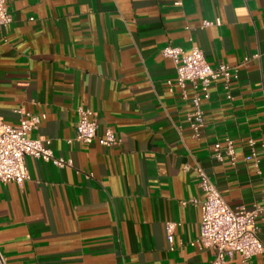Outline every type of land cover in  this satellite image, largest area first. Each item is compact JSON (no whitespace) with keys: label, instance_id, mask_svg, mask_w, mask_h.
Segmentation results:
<instances>
[{"label":"crops","instance_id":"0c3cea01","mask_svg":"<svg viewBox=\"0 0 264 264\" xmlns=\"http://www.w3.org/2000/svg\"><path fill=\"white\" fill-rule=\"evenodd\" d=\"M0 27V117L40 115L29 136L49 140L71 166L26 156L29 179L0 180V250L7 264H210L194 243L203 166L233 208L259 201L264 172L246 155L264 149V0H7ZM220 25L204 27L206 19ZM168 44L199 46L213 67L234 68L203 99V134L175 82ZM245 59H248L245 61ZM172 80V90L168 83ZM80 108L117 142L75 139ZM234 142L235 161L214 145ZM255 145L251 147L249 141ZM264 170V156H260ZM173 223L172 242L168 224ZM264 242V224L258 222ZM264 264V252L243 262Z\"/></svg>","mask_w":264,"mask_h":264},{"label":"built area","instance_id":"2783aa9c","mask_svg":"<svg viewBox=\"0 0 264 264\" xmlns=\"http://www.w3.org/2000/svg\"><path fill=\"white\" fill-rule=\"evenodd\" d=\"M182 4V0H176ZM12 22V14L7 6V0H0V27ZM221 19L204 20V27L220 25ZM163 54L171 58L176 65L175 82L181 87L182 93L188 97L187 87L193 88L191 96L192 110L187 113V120L192 135L199 138L204 131L205 118L202 108L203 99L210 97V85L219 77L228 82L234 68L227 63H220L213 67L206 60L204 51L197 45L185 51L182 47L168 44L162 50ZM248 59H245L247 61ZM172 90L173 82L168 80ZM23 115L18 124H10L0 117V180L3 182H16L22 184L29 179V171L26 164V156H34L45 161H51L59 167L71 166V158L58 157L49 147V140L30 137L29 132L38 127L41 116L22 109ZM92 111L80 108L76 123L75 139L80 142L98 141L105 147H111L117 142V136L110 127L100 129L97 120L91 117ZM251 147L255 145L251 138ZM226 153L232 162L235 161L234 142L230 137L225 139V151L222 143L214 145L213 157L223 160ZM264 156V149L259 154L255 149L247 154L245 159L252 160L256 170L262 174L260 156ZM195 171L198 183L205 194L200 202L202 217L200 231L194 241L202 248H210L213 258L210 264H224L227 258L239 255L246 262L254 255L264 252V242L259 235L258 222L264 224V189L253 207H231L221 195L218 187L212 181L208 172L197 164ZM173 223L168 224V238L172 242ZM0 264H7L0 250Z\"/></svg>","mask_w":264,"mask_h":264}]
</instances>
